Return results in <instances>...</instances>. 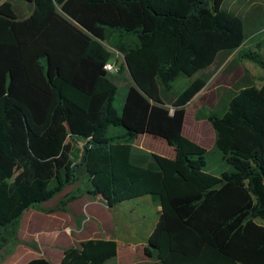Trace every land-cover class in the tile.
Wrapping results in <instances>:
<instances>
[{
  "label": "trees",
  "instance_id": "16d2710c",
  "mask_svg": "<svg viewBox=\"0 0 264 264\" xmlns=\"http://www.w3.org/2000/svg\"><path fill=\"white\" fill-rule=\"evenodd\" d=\"M24 1L33 4L24 19L11 1L0 4V248L18 244L22 215L59 178L75 182L83 169L110 208L143 197L161 206L145 250L160 264H264V83L207 116L211 150L183 133L186 106L206 81L195 79L173 109L162 97L244 44V21L223 9L226 0ZM105 43L143 90L132 85L121 112ZM238 58L264 70V52L243 48ZM140 135L165 140L175 158L135 154ZM214 153L230 171L206 170ZM117 255L116 240L90 239L65 250L61 264Z\"/></svg>",
  "mask_w": 264,
  "mask_h": 264
},
{
  "label": "crops",
  "instance_id": "0c3cea01",
  "mask_svg": "<svg viewBox=\"0 0 264 264\" xmlns=\"http://www.w3.org/2000/svg\"><path fill=\"white\" fill-rule=\"evenodd\" d=\"M4 1L7 0H0V4ZM31 7H28L30 14L33 11V4ZM220 54L212 66L199 71L182 87L183 91L197 78L206 81V87L192 101L196 99L201 101L205 98L208 100L207 102H213L219 95L221 98L223 95L221 90L228 87L233 89L229 98L230 102L231 98L245 85L246 67L236 61L225 64L227 55L220 58ZM204 74L209 78L216 75L214 85L210 90L206 89L209 81L204 77ZM110 78L114 82L111 76ZM239 82L242 85L236 86ZM132 85L130 80V87ZM162 97L164 98L163 92ZM189 104L186 106V110ZM165 105L169 107L167 102ZM198 120L206 121L208 124L192 123L190 127L193 126L196 129L193 133L190 127L187 128L185 119L186 126L184 124L183 133L186 132L187 138L206 145L211 150L215 142L214 130L210 128L211 124L207 118ZM200 132L205 133L204 137L200 135ZM122 133L118 132L116 135L120 136ZM147 136L150 135H140L130 142L134 151L138 148L141 150L140 154L146 152L158 154L148 146L149 142L144 139ZM150 137L153 140L158 139ZM171 151L173 154L171 159H173L176 154L172 148ZM59 182L58 187L49 191L34 206L24 212L20 219L18 244L15 246L11 244V246L9 243H5L6 246L10 245L5 251V262L26 264L31 260L45 259L50 264H61L65 250L77 247L78 244L86 240L102 239L118 242L116 259H124L126 264H160L154 257H149L145 253L149 245V238L158 224L161 213V206L155 203L151 197L133 199L110 208L103 198L90 193L88 185L83 187L78 177L77 181L70 182V176L67 174L66 178H59ZM150 208H153L152 212H150Z\"/></svg>",
  "mask_w": 264,
  "mask_h": 264
},
{
  "label": "rangeland",
  "instance_id": "374dc122",
  "mask_svg": "<svg viewBox=\"0 0 264 264\" xmlns=\"http://www.w3.org/2000/svg\"><path fill=\"white\" fill-rule=\"evenodd\" d=\"M9 1H11L13 5V9L15 10L19 19H24L30 15V12L28 10V7H31L30 3L24 0H9ZM223 9L243 19L244 25H245V41H244V44L239 49L222 52L220 54V58L227 55V58L224 61L225 64L236 61V62H240L241 65L246 67L247 73L244 74V77L247 76V80L243 88L249 87V86L259 87L264 83V70L251 62L240 61V59L238 58V52L243 48H246L248 50L257 51L260 53L264 52L263 49H259L257 47L258 43H261L262 45H264V0H226L223 4ZM105 44L112 53L113 58L111 62L115 63L117 60L119 62L118 63L119 67H121V65L124 62L123 55L119 53L117 50H115V48H113L112 45L107 44V43ZM110 76L112 77V79L114 80V82L117 84V87H118L115 107L119 112H121V109L123 107V104L127 96V92L130 88L131 79L129 77V74L126 68L124 70L121 69L119 73L110 74ZM204 77L207 78L209 81V84L207 85L206 89L210 90L214 85L216 75L209 78L208 75L204 74ZM187 80L188 79L177 80L174 83V88L172 92L164 95V98H163L164 102L165 103L167 102L169 108L173 109L172 108L173 98H176L179 95V93H181L182 87L188 82ZM239 83L236 86L242 85L241 82ZM232 90L233 89L228 88V87L223 88L221 90L223 91L221 92L223 93V95H221V98L219 95L217 97L218 100L216 98V100L213 102H207L208 100L205 98L201 101L199 99L192 101L187 108V116H186L187 128L190 127L192 123L193 124H202V123L206 124L207 123L206 121H199L198 120L199 115L201 116V119H206L210 113L223 115L228 108L229 98L231 97L232 92H233ZM185 126H186V123H185ZM210 128H212L211 125H210ZM190 130L192 132L196 131V129L193 128V126L190 127ZM118 132H123V129L122 128H111L109 131V135L115 136L116 133ZM184 133H185L184 135L187 136L186 132ZM200 135H202L201 132H200ZM144 139H146L147 142H149L148 146L151 147V149H153L154 151H157L158 154L165 156V157H169V158L173 157L171 148L167 145L165 141L160 140V139L153 140V138L151 139L150 136L144 137ZM199 145L202 146L203 148H206L207 150L210 149L206 145L205 146L201 144ZM140 151H141L140 149L136 148L135 154H140ZM146 153H149V152H146ZM229 169L230 167L223 162L221 155L214 153L208 158V165L206 168L207 171L219 174L223 170H229ZM78 179L81 182L83 187L86 185L90 187L89 186L90 183L88 181L87 173L85 170L81 169L78 172ZM152 211H153V208H150V212ZM5 243L0 248V264H9L5 262L6 260H5L4 255H5L6 249L9 248L11 243L9 242L10 245L8 246H6ZM120 263L126 264V262H124V259H116V258L111 260L108 264H120Z\"/></svg>",
  "mask_w": 264,
  "mask_h": 264
},
{
  "label": "built area",
  "instance_id": "2783aa9c",
  "mask_svg": "<svg viewBox=\"0 0 264 264\" xmlns=\"http://www.w3.org/2000/svg\"><path fill=\"white\" fill-rule=\"evenodd\" d=\"M104 69L109 74L119 73L121 71V67H119L117 61L115 63H112L111 61L107 62Z\"/></svg>",
  "mask_w": 264,
  "mask_h": 264
},
{
  "label": "water",
  "instance_id": "95a60500",
  "mask_svg": "<svg viewBox=\"0 0 264 264\" xmlns=\"http://www.w3.org/2000/svg\"><path fill=\"white\" fill-rule=\"evenodd\" d=\"M124 62H125V68H126L128 74H129L130 78H131L132 84H133L134 86H136L140 91L143 92V90L140 88V86H139L138 83L136 82L134 76L132 75V72H131V70H130V67H129V65H128L127 60L124 59ZM164 105H165V104H164ZM103 200H104L105 202H107L105 199H103Z\"/></svg>",
  "mask_w": 264,
  "mask_h": 264
}]
</instances>
